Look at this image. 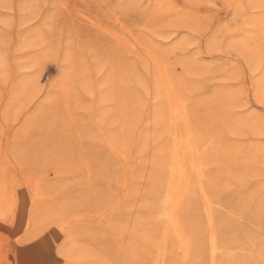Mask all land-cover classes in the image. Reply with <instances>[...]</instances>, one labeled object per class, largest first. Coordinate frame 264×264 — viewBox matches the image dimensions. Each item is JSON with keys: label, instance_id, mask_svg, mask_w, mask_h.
<instances>
[{"label": "rangeland", "instance_id": "1", "mask_svg": "<svg viewBox=\"0 0 264 264\" xmlns=\"http://www.w3.org/2000/svg\"><path fill=\"white\" fill-rule=\"evenodd\" d=\"M0 264H264V0H0Z\"/></svg>", "mask_w": 264, "mask_h": 264}, {"label": "bare ground", "instance_id": "2", "mask_svg": "<svg viewBox=\"0 0 264 264\" xmlns=\"http://www.w3.org/2000/svg\"><path fill=\"white\" fill-rule=\"evenodd\" d=\"M167 81H168V79H167ZM166 87V86H165ZM169 87H170V84H169ZM172 89V88H171ZM170 93V92H169ZM172 93V92H171ZM172 95V94H171ZM171 97V96H170ZM174 97V96H173ZM263 97V96H262ZM168 98V97H167ZM169 99V98H168ZM174 99V98H173ZM175 100V99H174ZM168 101H170V100H168ZM173 100H171V102H172ZM221 101V100H220ZM179 103V102H178ZM172 105H174V103L172 104ZM179 105V104H178ZM172 107V106H171ZM173 107H175V106H173ZM169 108V107H168ZM178 109H180V108H178ZM174 111H177V109L176 108H174ZM180 112V111H179ZM187 113H188V111H187ZM183 114V113H182ZM173 117V116H172ZM187 117V116H186ZM173 118H175V117H173ZM164 120V119H163ZM174 121V120H173ZM181 121V120H180ZM185 122V121H184ZM174 123V122H173ZM185 124V123H184ZM183 124V127L185 126ZM190 130V129H189ZM179 131V130H178ZM177 131V132H178ZM184 131V130H183ZM191 131V130H190ZM189 131V132H190ZM175 132V131H174ZM179 133V132H178ZM185 134H186V132H185ZM180 136V135H179ZM186 137H187V135H186ZM189 138V137H188ZM191 138V137H190ZM177 139V138H176ZM181 139V138H180ZM174 141V140H173ZM179 141V140H178ZM178 141L176 140V143H178ZM190 141V140H189ZM181 142V141H180ZM188 142V141H187ZM176 143H174V147H175V150H173L172 148V151L174 152V158H175V156L176 155H178V157H179V149H178V146H176L177 144ZM182 144H183V142H181ZM190 143H191V141H190ZM193 143V142H192ZM191 143V144H192ZM186 144V143H185ZM173 145V144H172ZM171 145V146H172ZM190 145V144H189ZM193 146V145H192ZM190 147V146H189ZM192 148V147H191ZM185 150V149H184ZM167 151V150H166ZM170 153H172V152H170ZM182 154V153H181ZM193 154H195V152L193 153ZM170 155H172L173 156V154H170ZM169 155V156H170ZM198 155V154H197ZM171 156V157H172ZM179 159H182V158H179ZM186 160H188V159H186ZM180 161V160H179ZM175 162H176V160H175ZM197 162V161H196ZM172 163H174V161L172 162ZM176 163H178L179 165H180V162H176ZM172 166H173V164H172ZM181 166V165H180ZM187 166H190V165H188V163H187ZM175 167V166H174ZM178 167V166H177ZM176 167V168H177ZM184 167V166H183ZM182 167V168H183ZM173 168V167H172ZM188 167H186V169H187ZM195 168V167H194ZM178 169H179V167H178ZM191 169V168H190ZM180 170V169H179ZM179 170H177V171H179ZM188 170V169H187ZM187 170H186V172H187ZM192 170V169H191ZM194 170V169H193ZM173 170H171V172H172ZM175 171H176V169H175ZM184 171V170H183ZM189 171V170H188ZM195 171H196V169H195ZM190 172V171H189ZM177 173V172H176ZM180 173H182V172H180ZM169 174H170V172H169ZM174 175V174H173ZM176 175V174H175ZM188 175H189V177H190V174L188 173ZM178 176H179V174H178ZM175 177V176H174ZM171 178V177H170ZM178 178V177H177ZM181 178H182V180H183V176H182V174H181ZM180 178V179H181ZM188 179V178H187ZM187 179H185V180H187ZM170 181V183L173 181V179H172V181L171 180H169ZM177 183H174V188L176 189V187H177V184H178V181H176ZM185 182V181H184ZM188 183V182H187ZM181 184H183L182 183V181H181ZM173 185V184H172ZM185 185V184H184ZM170 187H171V185H170ZM172 188V187H171ZM171 188H169V189H171ZM179 190L181 189L180 188V186H179V188H178ZM184 191V190H183ZM169 192V191H168ZM170 193H171V191H170ZM170 193H168V194H170ZM168 198H169V196H168ZM167 201H169L168 202V204H169V206L167 205V207H170L169 209H168V211H167V217L169 218L168 219V221H170V220H172L173 218H174V209L176 208V206H177V201H175L174 199H168ZM167 203V202H166ZM164 213H162V215H163ZM165 215V214H164ZM165 217V216H164ZM167 218H165V220H166ZM170 223V222H169ZM180 234V233H179ZM182 248V247H181ZM184 249V248H183Z\"/></svg>", "mask_w": 264, "mask_h": 264}]
</instances>
